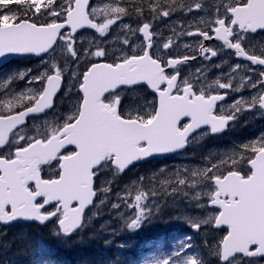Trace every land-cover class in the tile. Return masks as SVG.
<instances>
[{
	"label": "snow or ice",
	"instance_id": "snow-or-ice-1",
	"mask_svg": "<svg viewBox=\"0 0 264 264\" xmlns=\"http://www.w3.org/2000/svg\"><path fill=\"white\" fill-rule=\"evenodd\" d=\"M177 13L194 19L172 21ZM133 17L135 27L124 23ZM169 23L165 37L160 25ZM113 25L119 28L115 37ZM80 29L94 30L86 47L77 46ZM261 33L264 0H109L103 6L90 0H0V58L40 59L35 71L10 69L0 78V223L51 224L56 247H64L89 227L95 215L86 214L90 207L106 205L124 230L136 231L161 213L160 199L180 196L194 208L216 210L184 221L193 230L224 232L214 246L206 244L218 264H264V133L203 168L185 167L158 179L166 172L161 168L148 178L147 190L140 177L133 182L136 194L125 189L116 202L108 200L111 181L95 186L101 174L116 177L141 161L221 134L245 112L264 116V43H253ZM185 36L199 38L196 49L173 57ZM110 41L118 45L111 54ZM225 55L248 63L235 62L224 72L228 60L214 58ZM198 59L206 63L185 73ZM210 68L221 70L211 82ZM18 81L25 83L19 91ZM138 87L149 89L152 99L140 97ZM245 88L255 91L218 104ZM58 96L71 101L68 112L45 120L42 128L33 125L29 135L28 118L54 113ZM45 165L55 174L43 176ZM192 239L182 237L167 255L143 264H209ZM36 246L39 258L28 264H59L52 246L43 240Z\"/></svg>",
	"mask_w": 264,
	"mask_h": 264
},
{
	"label": "rangeland",
	"instance_id": "rangeland-1",
	"mask_svg": "<svg viewBox=\"0 0 264 264\" xmlns=\"http://www.w3.org/2000/svg\"><path fill=\"white\" fill-rule=\"evenodd\" d=\"M209 2H211V0H209ZM104 4L105 3H103L101 6H103ZM189 17L193 18L192 16ZM125 20H128L130 24L134 25L133 27L136 26L134 17L130 19L125 18ZM186 20L182 21V23H184ZM124 23L127 22L124 21ZM112 27L114 30L112 31V33H116L119 31L116 30L118 28L116 25H113ZM93 35L94 34H91L89 32H83L79 34L77 36V41H78L77 46H79V44L82 42L86 47L87 42L92 39ZM108 47H109V51H111L110 49H112L113 51L118 50V45H114L113 43H111V41ZM39 64L37 65V68ZM7 71H2L1 72L2 76H0V78L7 75ZM214 74L215 73L212 71V74L209 76V72H208V77H212V75ZM62 102L64 106L63 109H65L64 112H61L60 108H56L54 113L53 112L49 113L44 119H42L37 124L34 123L33 125L41 126L42 128L45 120L51 122L54 121L58 115L66 114L70 108L71 101L68 99V97L64 96V98H62ZM253 123L254 125H256L255 122ZM261 133H264V127L261 130ZM33 134H34V129H33ZM256 137L258 136L254 135L249 140L232 139V143L229 144L228 148L223 147L221 149L220 157H223L226 153L231 154L234 149H238L241 145L249 142L252 139H255ZM202 142L203 140H200L198 144L192 145L188 155L189 159L185 160L177 156V158L173 159L172 161H166V162L163 161L161 163H150V164L138 166L136 169L131 170L129 174L125 176L113 177L112 174H110V177L107 178L106 174H101L99 180L100 182L103 183L106 181L116 180L119 182L118 186L127 183V185L122 188V194L124 193L125 189H131L132 195L134 196L136 193L133 182L134 181L139 182L140 177H145V180L143 184L140 185V187L142 190H147L149 183L148 178L151 177L153 173H159V170L161 168L166 169V172L161 176H159L158 179H162L164 176L168 175L169 173L175 172L176 170L183 169L185 167L190 169L203 168L208 165V162L210 160L213 162H218L217 143L205 142L204 144H201ZM202 151L204 152L208 151V154L204 156V159L201 158ZM118 186L114 185L113 187H118ZM178 199H180V196H177L175 198L165 197L160 199V204L162 202H170L173 205L179 204L178 214L180 216L182 223L181 229L171 230L168 227L169 232L164 235L162 234L163 230H161V227L157 226L158 224L153 219L151 220V222L146 221L139 230L136 231L124 230L122 223L116 220L115 216L112 214L111 210L108 207L105 211L99 212V210L104 209L103 206H100L99 209L93 207L91 210H89V212L87 213L88 216H92L93 213H95V215L92 216L91 223L89 227L85 228V230L88 232L94 230L95 232L94 238L99 237L104 240H109V241L111 240V242H113L114 245L116 246L120 247V246L128 245L129 248L131 249V253L130 256L127 258L126 264H143V261H145L146 259H152L155 256H165L167 255V253H169L170 251H172L174 248L177 247L178 242L182 237L187 235H190L193 238L192 242L196 239L204 240L206 242L205 246L203 247L204 251L202 252L205 255L204 259L210 262V264L213 263L218 264L216 257L211 252L210 247L206 246V244L211 246L215 245V242L219 239L217 231H213L209 228H204L199 231L197 230L193 231L184 221L185 216L202 217V216H211L214 214L210 212L208 209L205 210V209H197L192 207L185 199L183 200L184 202L179 201V203L176 204V201H178ZM96 203L98 204L99 201H97ZM124 211H128V210L125 209ZM101 225H106V230L102 229ZM28 231L29 229L27 227H21V230L16 231L18 235H13L14 238L16 239L15 243L19 245L21 249L24 248L25 241L29 237ZM136 234H141L143 238L138 240L133 239V237ZM20 253L21 251L17 250L12 254L13 261L17 262L15 264H26L27 262L24 259H20L19 261L17 260Z\"/></svg>",
	"mask_w": 264,
	"mask_h": 264
},
{
	"label": "flooded vegetation",
	"instance_id": "flooded-vegetation-1",
	"mask_svg": "<svg viewBox=\"0 0 264 264\" xmlns=\"http://www.w3.org/2000/svg\"><path fill=\"white\" fill-rule=\"evenodd\" d=\"M182 16V14L177 13L174 17H173V21H180L182 23V21L186 20L184 23L186 22H191L193 21L194 18H190L188 17H180L178 18L177 16ZM130 19V18H129ZM127 23H129L128 20H125ZM99 22V21H98ZM170 24V25H169ZM169 24H161L160 25V30L163 32L164 36L167 37L168 35H170L169 33V28L171 27V23ZM134 26V25H132ZM190 30H195V29H190ZM262 37H264V33H261L259 35L256 36V39L253 41L254 44H261L264 43V40H262ZM198 37H182L181 40L179 41V47H175L171 50V55L173 57H182L183 55H191L193 54V50L196 49L197 47V41H198ZM136 44L139 46L140 41L137 40ZM184 44H190L192 46L191 49H185L183 47ZM207 45H211L213 47H215L217 45L216 42L213 41H207ZM111 52H113L112 49H110ZM118 51V50H116ZM221 59H227L228 60V64H226L224 66L223 71L226 72L228 70V66L235 63V62H240L242 64V61H237V59L234 56H223V57H218V58H214L216 63H220ZM206 62L202 61V60H196V61H190L189 62V66L184 68V72H191L194 71L196 67H199L201 64H204ZM215 74L212 75V77H208L209 82H211L212 80L216 79L217 77H219L221 75V70L219 69H215V68H210ZM240 75H244V73H240ZM210 76V75H209ZM220 91H224V90H220ZM255 90H250V89H243L240 93H236V92H229L228 97L226 98L225 101L222 102H218V104H224L225 106L230 105L233 102V98L234 97H239V96H244V97H249ZM137 93L140 97H147L148 100L152 99V95L150 94L149 90L147 88H137ZM62 98H64V96H58V98L56 99V108H60L61 112H64L65 109L63 106V102H62ZM51 113V112H50ZM46 117V116H45ZM252 117V113L251 112H245L240 116L239 121L234 125V126H230L228 129L225 130V132L218 134L217 137H213L212 140L215 142L217 139V145H229L230 143H232V139H244V140H249L251 139L254 135L255 136H259L261 134V130L262 128L259 126L254 125V123L250 122V119ZM44 117H39L37 119H32V123L35 122L36 124L38 122H40ZM31 119V118H29ZM28 119V120H29ZM264 120V116L263 119ZM259 121V120H257ZM31 122H27V124L29 125ZM28 134L32 135L33 134V127H28L27 129ZM206 139H210V136H204L203 138H200L199 140H195L192 143H190L188 146H186V148L183 150V152L178 153V154H173V155H168L163 157V159L169 158V159H175L177 158V156L181 157L182 159H189L188 155H189V151H190V145L191 144H198V142L200 140H203V142L201 144H204L205 142H207ZM209 142V141H208ZM208 154V151H202V155L201 158L204 159V156ZM43 167V171H42V175L45 177L51 176L55 174L56 169L52 167L49 168L47 165L42 166ZM52 170V171H51ZM51 171V173H50Z\"/></svg>",
	"mask_w": 264,
	"mask_h": 264
},
{
	"label": "trees",
	"instance_id": "trees-1",
	"mask_svg": "<svg viewBox=\"0 0 264 264\" xmlns=\"http://www.w3.org/2000/svg\"><path fill=\"white\" fill-rule=\"evenodd\" d=\"M177 204V202H176ZM161 213L157 214L154 216L155 222H160L164 224L165 222H168L169 220L173 219H178L176 216V209L179 210V204L178 205H173L170 202H164L163 205H161ZM108 214V213H107ZM175 214V215H174ZM89 234V235H88ZM87 235H83L82 238H79L77 243H80V246H76L72 248V253L70 255H67V259L71 260L70 263L74 264H101L104 262H108L109 259L112 260L114 255L111 254L110 250H107L104 245L97 240H94L92 237L95 236V232L89 231ZM36 236H33L32 240H26L25 242L28 243L29 245L31 243H36L37 242ZM16 239L11 242L12 246H16L17 244L15 243ZM94 241V242H93ZM5 244L10 246V242L8 240L4 241ZM76 245H79L77 244ZM83 244V245H81ZM90 247H94V253L91 255L88 254L86 251H89ZM13 250H18L17 246L14 247L10 252H13ZM21 251V249H20ZM85 251V252H84ZM4 258H10L13 260L12 257H4ZM2 256V263L7 264L9 260L4 259ZM213 258V257H211ZM61 259L63 257L61 256ZM211 261V260H210ZM213 263V262H212ZM11 264V263H10ZM210 264V262H209ZM214 264V263H213Z\"/></svg>",
	"mask_w": 264,
	"mask_h": 264
},
{
	"label": "water",
	"instance_id": "water-1",
	"mask_svg": "<svg viewBox=\"0 0 264 264\" xmlns=\"http://www.w3.org/2000/svg\"><path fill=\"white\" fill-rule=\"evenodd\" d=\"M90 2H91V0H90ZM81 30H84V29H80V30H78V32L81 31ZM87 30L94 31V30H92V29H87ZM216 42H217V41H216ZM28 56H32V55H28ZM22 57H27V56H20V55L10 54V55H8V56H6V57H4V58H0V67H1L3 64H5L6 62H8V61H10V60H12V59H19V58H22ZM35 57H36V56H35ZM161 156H163V155H161ZM161 156H157V157H161ZM1 224H2V223H1Z\"/></svg>",
	"mask_w": 264,
	"mask_h": 264
},
{
	"label": "bare ground",
	"instance_id": "bare-ground-1",
	"mask_svg": "<svg viewBox=\"0 0 264 264\" xmlns=\"http://www.w3.org/2000/svg\"><path fill=\"white\" fill-rule=\"evenodd\" d=\"M4 259L9 260V262H13V260H11L10 258H4ZM0 262H2V256L0 257Z\"/></svg>",
	"mask_w": 264,
	"mask_h": 264
}]
</instances>
